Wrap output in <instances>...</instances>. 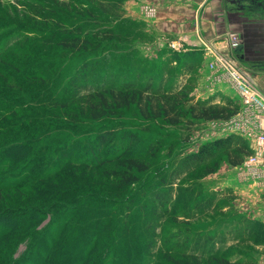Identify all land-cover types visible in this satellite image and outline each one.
Listing matches in <instances>:
<instances>
[{"label":"rangeland","instance_id":"obj_1","mask_svg":"<svg viewBox=\"0 0 264 264\" xmlns=\"http://www.w3.org/2000/svg\"><path fill=\"white\" fill-rule=\"evenodd\" d=\"M188 1L191 0H0V10L11 13L12 7H17L20 13L26 11L30 15L19 20L9 15L15 19L5 21L6 32L2 31L1 35H10L11 39L3 41L5 47L14 44L33 50V45L40 57L15 61L26 64L24 68L30 72L39 69L47 72V84L38 96L35 94L36 98L33 99L32 94H21L25 103L31 101L29 108L35 110V124L49 127L48 136L38 145L41 149L51 147L45 151L47 157H55L54 148L63 144L87 148L100 133L112 132L115 148H121L123 143L147 164L148 170L137 174V183L121 191L116 192L97 175L93 181L111 194L112 199L121 201L114 209L118 222L126 217L133 228L131 234L135 239L129 248L131 252L142 255L145 250L142 240L136 237L146 216L152 220L155 230L152 255L160 251L164 254L172 248L174 251L168 253L180 263L191 257L193 264H205L206 258L213 255L240 264H264V184L256 174L243 171L241 165L231 166L224 149L215 150L202 162L183 163L206 143L229 135L243 139L238 133L217 132L215 129L222 124L221 120L199 118L202 107L208 105L206 83L198 85L195 74L183 76L186 71L182 64L172 62L174 53L187 51L186 39L161 34L157 29L156 22L166 11L163 6L172 8ZM51 11L56 17L53 22L43 20ZM63 28L103 39L96 50H93L94 45L78 52L63 50L55 44L58 38L50 40L48 37L55 33L59 37ZM29 30L33 31L18 38L17 34ZM25 38L26 45L23 44ZM81 65L85 66V78L72 82ZM201 78L204 80L205 75ZM124 82L140 86L150 82L155 89H169L170 96L160 95L154 99L145 95L141 108L129 105L115 109L97 121L79 113L78 101L68 103V110L64 112L59 108L35 107L42 97L64 99L68 94H76L78 98L94 87ZM33 85L38 86L36 82ZM165 99L175 107L174 112L154 117V111L148 106L155 107L157 100ZM161 103L158 104L162 106ZM141 109L150 116L143 117ZM154 193L163 194L167 199L156 213L149 208ZM142 234L147 236L145 231ZM25 247L22 243L18 252H23ZM157 261L173 264L169 260Z\"/></svg>","mask_w":264,"mask_h":264},{"label":"trees","instance_id":"obj_2","mask_svg":"<svg viewBox=\"0 0 264 264\" xmlns=\"http://www.w3.org/2000/svg\"><path fill=\"white\" fill-rule=\"evenodd\" d=\"M5 11L0 10V36L3 38H0V264H160L158 259L169 260L173 264H193L191 257L183 263L176 261L168 253L174 251L172 248L164 254L160 250L156 255L151 254L155 245V230L152 220L146 216L142 221V230L136 237L142 240L145 250L142 255L130 251L135 239L131 234L133 228L126 217L118 222V213L114 209L121 201L112 199L102 186H96L94 176L97 175L117 192L137 183V174L146 172L148 167L129 146L122 143L121 148H115L112 132L100 133L87 148L77 144L66 147L63 144L54 148L55 157L45 154L51 147H38L42 138L48 136L49 127L43 123L35 124V110L31 106L29 108L31 101L25 103L21 94H32L33 99L36 98L35 94L38 96L47 84V72L42 69L30 72L24 68L26 64L15 61L39 56L33 45V50L14 44L5 47L3 41L11 38L6 34L2 37V31L6 30L7 21L15 19L9 15H15L18 20L30 16L26 11L20 13L17 7H12L11 13ZM54 14L49 12L48 17L43 16V20L53 22L56 18ZM30 31L33 30L22 31L17 36L22 39L23 34ZM55 34L48 37L50 40L58 38L57 46L77 52L87 50L92 45L96 50L103 39L98 35H80L65 28L59 37ZM27 41L25 38L23 44L26 45ZM84 67L80 66L72 82L76 78H85ZM35 82L37 87L33 85ZM160 90L163 94H160ZM168 92L169 89L153 88L150 82L145 86L124 82L116 86L94 87L87 95L78 98L76 94H68L64 99L45 100L42 97L35 107L59 108L64 112L68 110V103L78 101L79 113L97 121L115 109L129 105L141 108L145 95L154 99L160 95L168 98ZM156 104L155 107L148 106L156 118L174 112L175 107L168 99L157 100ZM237 108L233 104L211 106L208 103L198 116L205 121L228 120L237 113ZM141 114L145 118L150 116L143 109ZM219 149L227 152V161L233 167L241 165L251 153L244 139L229 135L206 143L183 163L202 162ZM152 197L149 208L156 213L163 208L167 199L160 193H154ZM144 231L147 236L142 234ZM22 243L26 247L19 253ZM210 256L212 259L201 255L207 260L205 264H212V261L215 264H240Z\"/></svg>","mask_w":264,"mask_h":264},{"label":"crops","instance_id":"obj_3","mask_svg":"<svg viewBox=\"0 0 264 264\" xmlns=\"http://www.w3.org/2000/svg\"><path fill=\"white\" fill-rule=\"evenodd\" d=\"M175 5L163 6L166 11L156 22L157 29L161 34L186 39L187 51L174 53L172 62L182 64L183 76L195 74L198 85L206 83L208 103L233 104L237 112L241 109L238 95L224 75L208 68L217 54L231 59L250 87L264 98V0H191ZM229 35L235 36V45H231ZM260 127L264 132V121ZM242 137L253 152L255 142Z\"/></svg>","mask_w":264,"mask_h":264},{"label":"built area","instance_id":"obj_4","mask_svg":"<svg viewBox=\"0 0 264 264\" xmlns=\"http://www.w3.org/2000/svg\"><path fill=\"white\" fill-rule=\"evenodd\" d=\"M231 45L236 44V38L229 36ZM210 71L222 73L225 80L236 91L241 109L228 120H221L222 124L215 130L218 132L238 133L255 142L253 153L248 155L241 169L249 174L254 173L257 179L264 181V132L260 123L264 121V98L254 91L247 78L237 70L231 59L223 55H215L208 63Z\"/></svg>","mask_w":264,"mask_h":264}]
</instances>
